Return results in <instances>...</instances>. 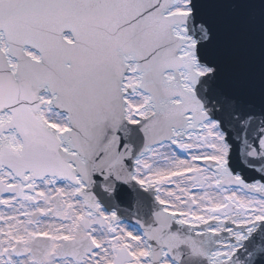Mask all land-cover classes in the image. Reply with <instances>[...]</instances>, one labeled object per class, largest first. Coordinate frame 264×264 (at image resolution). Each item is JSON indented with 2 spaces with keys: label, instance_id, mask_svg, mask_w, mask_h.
Masks as SVG:
<instances>
[{
  "label": "snow or ice",
  "instance_id": "snow-or-ice-1",
  "mask_svg": "<svg viewBox=\"0 0 264 264\" xmlns=\"http://www.w3.org/2000/svg\"><path fill=\"white\" fill-rule=\"evenodd\" d=\"M0 264H264V0H0Z\"/></svg>",
  "mask_w": 264,
  "mask_h": 264
},
{
  "label": "water",
  "instance_id": "water-1",
  "mask_svg": "<svg viewBox=\"0 0 264 264\" xmlns=\"http://www.w3.org/2000/svg\"><path fill=\"white\" fill-rule=\"evenodd\" d=\"M145 196H146V199H149V200L151 199L149 195H148V196L145 195ZM125 207H126V205L123 204V203L120 205L121 210H123ZM129 207H130V206H129ZM129 211H131V209H129ZM132 220H135V217H133Z\"/></svg>",
  "mask_w": 264,
  "mask_h": 264
}]
</instances>
